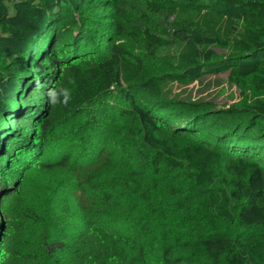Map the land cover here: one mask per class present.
<instances>
[{
    "label": "trees",
    "instance_id": "trees-1",
    "mask_svg": "<svg viewBox=\"0 0 264 264\" xmlns=\"http://www.w3.org/2000/svg\"><path fill=\"white\" fill-rule=\"evenodd\" d=\"M0 264H264V0H0Z\"/></svg>",
    "mask_w": 264,
    "mask_h": 264
},
{
    "label": "rangeland",
    "instance_id": "rangeland-1",
    "mask_svg": "<svg viewBox=\"0 0 264 264\" xmlns=\"http://www.w3.org/2000/svg\"><path fill=\"white\" fill-rule=\"evenodd\" d=\"M173 93L192 99H213L219 105L242 102L249 100L253 95L246 85L241 86L236 80H232L228 73L207 74L202 81L195 80L191 84L173 82ZM244 91V92H243ZM44 97V95H42ZM41 95L36 98H43ZM224 107V106H223Z\"/></svg>",
    "mask_w": 264,
    "mask_h": 264
}]
</instances>
